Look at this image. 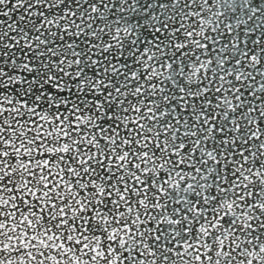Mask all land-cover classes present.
<instances>
[{"label":"snow or ice","instance_id":"snow-or-ice-1","mask_svg":"<svg viewBox=\"0 0 264 264\" xmlns=\"http://www.w3.org/2000/svg\"><path fill=\"white\" fill-rule=\"evenodd\" d=\"M0 264H264V0H0Z\"/></svg>","mask_w":264,"mask_h":264}]
</instances>
